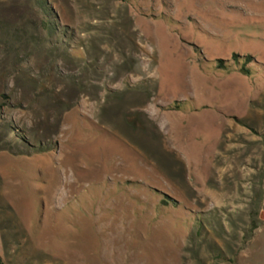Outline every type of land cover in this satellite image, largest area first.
<instances>
[{
	"label": "rangeland",
	"instance_id": "obj_1",
	"mask_svg": "<svg viewBox=\"0 0 264 264\" xmlns=\"http://www.w3.org/2000/svg\"><path fill=\"white\" fill-rule=\"evenodd\" d=\"M263 203L264 0H0L3 264H264Z\"/></svg>",
	"mask_w": 264,
	"mask_h": 264
},
{
	"label": "trees",
	"instance_id": "obj_2",
	"mask_svg": "<svg viewBox=\"0 0 264 264\" xmlns=\"http://www.w3.org/2000/svg\"><path fill=\"white\" fill-rule=\"evenodd\" d=\"M238 59H239L238 56H233V60L234 61H237ZM245 61L247 63H249L251 61V59L250 58H246ZM225 68L226 67H225L224 62L223 61H218V65H217L216 69L217 70H224ZM240 71L244 75H249V71H247L246 69H241ZM258 219H259L260 222L264 223V203H263V210L259 213ZM0 264H3L1 259H0Z\"/></svg>",
	"mask_w": 264,
	"mask_h": 264
}]
</instances>
